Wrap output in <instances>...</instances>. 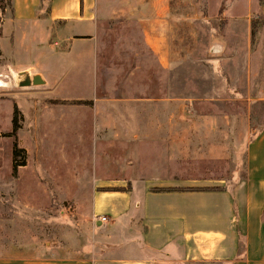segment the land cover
Here are the masks:
<instances>
[{
  "label": "rangeland",
  "instance_id": "rangeland-1",
  "mask_svg": "<svg viewBox=\"0 0 264 264\" xmlns=\"http://www.w3.org/2000/svg\"><path fill=\"white\" fill-rule=\"evenodd\" d=\"M49 1H40L45 11L40 17ZM169 1L162 21L125 18L111 27L100 21L93 39L74 43L69 33L62 41L57 23L59 32L27 24L32 34L47 35L12 37V0H0V252L38 254L57 246L75 250L97 235L95 183L129 176L126 163L134 159V134L122 124L138 112L140 101L128 98L168 96L175 98V110L186 103L194 110H232L240 124L232 118L237 133L229 140L242 164L246 144L264 126V0ZM155 29L165 44L160 57L145 42ZM215 38L225 42L218 56L209 52ZM82 54L86 57L74 59ZM162 60H169L168 65ZM58 62L69 68L58 69ZM24 70L42 74L46 83L18 86L17 74ZM83 75L91 81L79 77ZM235 93L249 99L198 100L235 98ZM186 95L194 99L186 102ZM152 103L143 108L165 109L164 100ZM15 105L21 125L17 143L24 149L19 160L26 161L17 173L10 135ZM222 171L229 174L226 167ZM123 226V239H132Z\"/></svg>",
  "mask_w": 264,
  "mask_h": 264
},
{
  "label": "crops",
  "instance_id": "crops-1",
  "mask_svg": "<svg viewBox=\"0 0 264 264\" xmlns=\"http://www.w3.org/2000/svg\"><path fill=\"white\" fill-rule=\"evenodd\" d=\"M40 1L12 0L10 22L16 23L12 37L47 35L32 34L27 24L59 32L57 23L62 41L69 33L76 43L93 39L100 21L108 27L125 18L162 21L170 4L169 0H50L46 15L40 17L45 12ZM159 35L155 29L145 42L160 57L165 44ZM164 56L168 58V51ZM168 62L162 60L164 65ZM68 65L58 62L56 67ZM239 95L198 100L249 99ZM128 99L141 102L138 112L126 116L122 124L135 139L134 159L126 163L130 175L100 178L93 192L94 217L106 215L108 221L95 220L97 235L75 250L57 246L51 252L28 255L3 251L0 264H264V126L246 144L239 164L229 135L237 133L232 118L237 125L240 119L232 110H194L191 103L175 110L171 105L175 98L168 96ZM193 99L186 95V102ZM157 100L166 101L165 109L143 108ZM224 167L229 174L223 173ZM134 168L139 174L132 173ZM124 224L134 235L130 240L122 237Z\"/></svg>",
  "mask_w": 264,
  "mask_h": 264
},
{
  "label": "water",
  "instance_id": "water-1",
  "mask_svg": "<svg viewBox=\"0 0 264 264\" xmlns=\"http://www.w3.org/2000/svg\"><path fill=\"white\" fill-rule=\"evenodd\" d=\"M224 49L225 42L215 38L212 41L209 52L214 56H218L222 54ZM15 83L20 87H32L45 84L46 79L42 76V74H31L28 70H24L18 72Z\"/></svg>",
  "mask_w": 264,
  "mask_h": 264
},
{
  "label": "trees",
  "instance_id": "trees-1",
  "mask_svg": "<svg viewBox=\"0 0 264 264\" xmlns=\"http://www.w3.org/2000/svg\"><path fill=\"white\" fill-rule=\"evenodd\" d=\"M20 110L17 105L14 106V112H13V118H12V131L10 132V135H12L15 139L14 143V151H13V157H14V163H13V171L14 173H17L18 168L20 166H23L26 164V161L19 160L20 154L24 152V149L19 147L17 143V134L20 129ZM116 189H121V188H116Z\"/></svg>",
  "mask_w": 264,
  "mask_h": 264
},
{
  "label": "built area",
  "instance_id": "built-area-1",
  "mask_svg": "<svg viewBox=\"0 0 264 264\" xmlns=\"http://www.w3.org/2000/svg\"><path fill=\"white\" fill-rule=\"evenodd\" d=\"M97 219L99 221H101V222H107L108 221V216H106V215L98 216Z\"/></svg>",
  "mask_w": 264,
  "mask_h": 264
}]
</instances>
